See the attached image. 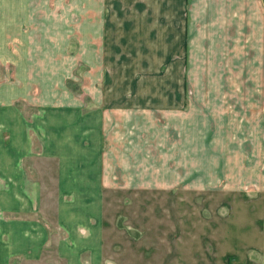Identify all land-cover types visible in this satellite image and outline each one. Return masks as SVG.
Here are the masks:
<instances>
[{"label":"rangeland","instance_id":"obj_1","mask_svg":"<svg viewBox=\"0 0 264 264\" xmlns=\"http://www.w3.org/2000/svg\"><path fill=\"white\" fill-rule=\"evenodd\" d=\"M36 1L59 22L36 27L29 58L50 66L56 102L0 106V168L14 157L27 179H58L10 187L57 202L46 223L58 233L30 236V264H226L243 242L226 230L241 224L195 181L190 120L205 74L188 63L185 0Z\"/></svg>","mask_w":264,"mask_h":264},{"label":"crops","instance_id":"obj_2","mask_svg":"<svg viewBox=\"0 0 264 264\" xmlns=\"http://www.w3.org/2000/svg\"><path fill=\"white\" fill-rule=\"evenodd\" d=\"M184 2L185 24L192 31L188 63L192 59L195 74L197 68L205 74V81L194 84L202 96L194 98L190 120L195 181L214 190L212 197H225L226 222L236 218L241 224L236 231L226 230L229 244L237 240L231 238L235 233L243 240L239 250L227 249L226 264H264V0ZM41 8L36 0H0V106L21 100L37 106L56 102L50 66H35L29 60L35 40L42 36L36 27L59 23L55 13L43 19ZM68 14L66 25L74 16L72 10ZM198 26L203 28L197 31ZM226 91L235 93L226 96ZM5 147L8 153L20 154L19 147ZM12 158V163L2 161L0 168V264H30L31 239L58 233L46 223L56 221L52 214L57 213V202H48L46 196L35 202L10 187H52L58 179H27L25 167ZM37 240L38 247L47 244Z\"/></svg>","mask_w":264,"mask_h":264}]
</instances>
